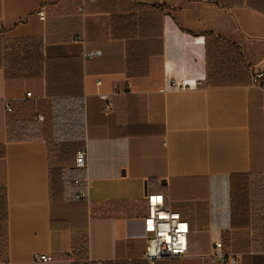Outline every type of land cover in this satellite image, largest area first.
Masks as SVG:
<instances>
[{"label": "crops", "instance_id": "obj_1", "mask_svg": "<svg viewBox=\"0 0 264 264\" xmlns=\"http://www.w3.org/2000/svg\"><path fill=\"white\" fill-rule=\"evenodd\" d=\"M228 34L264 47V0H0V264H40L37 254L69 264L71 252L148 264L143 219L158 193L190 225L188 255L159 264H201L217 241L240 264H264L252 210L233 217L232 202L233 184L243 196V181L264 174V76L209 84V48ZM28 38L44 46L45 73L7 77L5 43ZM254 66L264 72V56ZM26 98L79 105L86 168L54 161L47 139L9 140L7 106ZM80 177L87 199L77 198Z\"/></svg>", "mask_w": 264, "mask_h": 264}, {"label": "trees", "instance_id": "obj_2", "mask_svg": "<svg viewBox=\"0 0 264 264\" xmlns=\"http://www.w3.org/2000/svg\"><path fill=\"white\" fill-rule=\"evenodd\" d=\"M229 40H218L215 49L209 48L208 66L209 84L215 86L246 85L252 82L251 67L264 56V47L259 42H250L244 37L228 34ZM210 46V43H209ZM44 46L38 39L17 40L4 45V59L7 77L12 79H29L45 73L46 60ZM82 105V104H81ZM7 124L10 141H25L47 139L51 143L50 156L54 161L76 160V154L84 149L85 132L83 128V113L80 107L69 109L61 99L47 101L26 98L10 104ZM40 116L43 120H40ZM57 139L59 142L53 140ZM54 144H53V143ZM77 168V167H76ZM80 169L81 168H77ZM261 182L243 181V196L241 190L233 184L232 202L234 214L244 218L249 217L252 210L251 227L255 240H264V224L261 220L264 214V174ZM245 180V179H244ZM73 184L86 189L85 178L73 180ZM255 186L260 191L248 200V187ZM83 189V190H84ZM81 190V191H83ZM80 191V192H81ZM243 205V206H242ZM6 223L5 191L0 189V232L4 235ZM224 243V242H223ZM225 245V244H224ZM1 247V245H0ZM71 254L73 259L71 261ZM69 264H138V263H103L94 262L89 257L79 259L74 252L68 253ZM177 259V258H174ZM168 259V260H174ZM167 261V260H164ZM159 264V263H158Z\"/></svg>", "mask_w": 264, "mask_h": 264}, {"label": "built area", "instance_id": "obj_3", "mask_svg": "<svg viewBox=\"0 0 264 264\" xmlns=\"http://www.w3.org/2000/svg\"><path fill=\"white\" fill-rule=\"evenodd\" d=\"M40 20H46V8L41 7L38 11ZM78 42H83L81 35L75 37ZM101 51H95L87 56L94 58L100 55ZM252 84H259L264 76V72L257 70L255 66L251 67ZM97 84L101 85V80L97 79ZM172 88H186L185 80H172L170 83ZM165 91V89H162ZM31 97V93L28 94ZM106 101L105 110L110 113L112 103L107 95L101 96ZM10 105L7 111H11ZM43 120V117H39ZM87 149H81L76 154V167L86 168L87 166ZM88 191L83 190L77 196L78 199H87ZM149 211L148 215L143 219L144 231L147 234L145 260L148 264H158L161 261L181 258L189 253V234L190 225L184 220L179 213L172 211L166 205L165 196L162 193L149 194L147 196ZM73 254H71V261ZM35 261L40 264H53V257L46 254H37ZM241 256L228 250L222 241L214 244L212 252L202 258L201 264H240ZM69 263V261H68ZM5 264V263H2Z\"/></svg>", "mask_w": 264, "mask_h": 264}, {"label": "rangeland", "instance_id": "obj_4", "mask_svg": "<svg viewBox=\"0 0 264 264\" xmlns=\"http://www.w3.org/2000/svg\"><path fill=\"white\" fill-rule=\"evenodd\" d=\"M53 141H55V142H59V140L57 141V139H55V140H53ZM53 143V142H52ZM54 144V143H53Z\"/></svg>", "mask_w": 264, "mask_h": 264}]
</instances>
